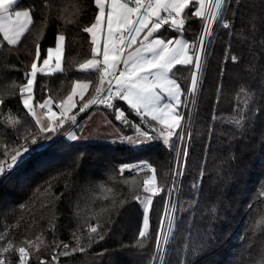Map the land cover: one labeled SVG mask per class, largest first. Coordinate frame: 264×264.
<instances>
[{"label": "trees", "instance_id": "16d2710c", "mask_svg": "<svg viewBox=\"0 0 264 264\" xmlns=\"http://www.w3.org/2000/svg\"><path fill=\"white\" fill-rule=\"evenodd\" d=\"M196 7L190 3L183 14V36L192 45L202 29V18L192 15ZM14 9H28L32 23L16 45H8L0 32V164L6 168L0 175V249L11 244L17 250L6 254L12 264L19 261L20 247L28 251L27 264H160L157 232L169 187L176 184L175 143L166 145L159 138L168 131L163 124L138 115L117 97L112 102L124 108L127 125L116 119L114 108L79 112L101 78L99 71L80 68L93 56L91 35L83 29L98 14L94 0H17ZM160 33L178 34L169 25ZM59 34L65 37L63 68L37 73L33 102L39 106L50 98L59 110L77 82L87 83L70 117L77 113L76 122H82L103 108L122 134L86 143H72L66 135L52 139L72 121L65 118L56 132L44 133L24 107L20 88L27 83L37 45L41 64ZM208 40L194 108L191 112V95L185 110V124L192 115L190 132L174 228L161 263L264 264V0H227ZM191 68L177 65L171 75L183 88L184 102ZM240 119L243 127L236 126ZM132 127L158 138L134 149L120 139L131 135ZM23 147L28 151L8 169L12 155ZM133 163L147 167L121 171ZM152 175L158 192L147 235L141 238V199ZM92 227L97 233H91ZM77 247L85 251L62 254Z\"/></svg>", "mask_w": 264, "mask_h": 264}, {"label": "snow or ice", "instance_id": "6c2138e0", "mask_svg": "<svg viewBox=\"0 0 264 264\" xmlns=\"http://www.w3.org/2000/svg\"><path fill=\"white\" fill-rule=\"evenodd\" d=\"M17 3V0H0V32L3 33V39L8 45H16L28 25L32 23L29 10L12 12L13 5ZM95 6L98 8L99 13L95 15V21L91 26L85 27L83 31L91 35V43L93 45L92 55L93 59L87 60L80 65L83 71H99L101 72L100 85L96 88V93L100 94L104 91L103 84L105 79L109 85L107 91L108 96L102 99L100 102L105 104V107L114 108L116 111V119L120 120L124 124H129L125 113L112 103H106L105 101H111L113 95L119 100L127 103L130 109L135 111L138 115L146 116L151 115L152 120L158 121L167 126V135L163 131L159 133V138L163 139V142L167 145L169 138L174 134L179 139L183 140L184 136L179 133H175V129L181 128V121L183 119L179 108L184 104V101L180 97L184 94L180 85L175 79L171 78L174 69L177 65L181 66H194L190 78V87L187 89L193 96L197 91L199 84L198 72L202 69L203 63L200 51L206 50V43L204 35L210 33L211 29L207 23L204 24V34L198 37V43L192 45V55H188L187 49L189 45L187 41L183 39H150L154 34L159 33L162 26L171 23L172 30L182 29L185 21L183 19H177L182 13L187 15L186 9H189L190 3L196 4L195 11L192 13L194 17L205 19V9L208 10V16L211 19H216L220 15V10L227 4V0H94ZM133 5V6H130ZM215 9V11H213ZM107 10V11H106ZM161 12L166 13L165 16H161ZM135 16V19H133ZM13 17L15 19L13 20ZM155 17V19H152ZM8 22V25H15L14 27L6 26L4 23ZM151 21V24H149ZM106 23V29H102L101 25ZM224 28H229V23L222 25ZM98 31L105 33V39L103 47L98 39ZM141 33H145L142 40L138 41ZM65 37L60 35L57 37L56 45V61L57 70L60 69V53L63 49V42ZM137 43L139 47L133 46ZM125 48L129 49L125 56ZM53 49H47L48 58L43 59V64L48 65L49 60L52 57ZM36 60L31 64L30 73H26L27 83L22 85L20 92L23 95L27 92L29 95L23 96V104L26 109L31 113L33 117L36 113L32 110L31 101L33 99L31 93L33 91L34 81L38 72H43L42 68H38L37 61L41 58L40 47L37 45ZM102 56V60L98 57ZM123 57V58H122ZM237 57L232 56L233 62L237 61ZM123 65V68L117 71L118 65ZM115 81L116 91H112V82ZM87 83L77 82L73 87L72 92L67 96L65 101L61 102V108L65 104L71 105V108H75L76 104L73 102L74 96L77 94L76 88L79 87L82 90H87ZM168 97L172 101L177 103L163 104L160 107L161 101ZM83 100V94L80 96ZM49 100H46L40 105L41 108H45L49 104ZM96 101L92 100L88 103H84L79 108L80 113L86 112L92 104ZM64 118L59 120L57 126L52 124L43 125L40 128L41 132H56L59 126L65 123V118L72 121H76L75 116L69 117L67 112H62ZM49 120H55L56 113L49 109ZM37 125H41L39 119L36 120ZM236 126L243 127V119L236 121ZM70 138L75 139L74 134H69ZM46 138V137H45ZM158 137L149 132H142L137 127V135L135 137H121V142L128 143L132 148H142ZM32 143H37L36 139L32 140ZM28 151L26 147L23 150H17L11 157V164L7 165L8 169H11L16 165L20 158ZM186 155V153H182ZM147 165H124L121 171L127 168H143ZM6 172V168L3 164H0V175ZM179 174V173H177ZM155 179L154 177L152 178ZM145 192L155 193V189L149 183L145 181ZM261 196H264V191L261 192ZM139 199V198H137ZM143 204V229L139 232V237L144 238L147 235L149 229V212L150 205L152 204V195H147L141 201ZM166 205V209H167ZM163 223V220H162ZM171 224V221H169ZM162 229L157 232V244L159 245V239ZM91 233H97V228L92 227ZM104 237H99L102 240ZM91 243V240H90ZM142 246V245H141ZM67 249V244L60 245ZM13 251L11 244L8 247L0 249V264H11L6 259V254H10ZM85 251L84 247L73 248L71 252L65 251L62 253L64 256H69L74 252ZM19 252V264H26L28 258V251L25 247H20ZM56 260V257H53ZM41 264H45L41 261Z\"/></svg>", "mask_w": 264, "mask_h": 264}, {"label": "rangeland", "instance_id": "374dc122", "mask_svg": "<svg viewBox=\"0 0 264 264\" xmlns=\"http://www.w3.org/2000/svg\"><path fill=\"white\" fill-rule=\"evenodd\" d=\"M218 19V18H217ZM216 19V20H217ZM211 33H212V31H210V33L208 34V36H207V39L205 40V38H204V40H205V42H206V46L208 45V38H209V36L211 35ZM204 53H205V50L204 51H200V56H201V59H202V63L204 62V57H205V55H204ZM38 64V63H37ZM39 65V64H38ZM39 68V67H38ZM192 69V68H191ZM31 71V70H30ZM30 73V72H29ZM201 74H202V70H200L199 71V74H198V78H199V80H200V76H201ZM199 84H198V86H197V91H196V93H195V95L193 96L191 93H189L188 91H187V96H186V99L188 98V100L190 99V96L192 95V101H191V112H192V110H193V108H194V104H195V101L196 100H194L195 99V96L197 95V93H198V90H199ZM190 87V86H189ZM76 92H77V94L74 96V98H73V102L77 105L78 103H77V101H76V99H77V97L79 98V96H81V93L82 94H84V92H83V90L81 89V88H79V87H77L76 88ZM113 92H115V90H113ZM27 95H29L27 92H25V94H24V96H27ZM31 95H32V97H33V91H32V93H31ZM46 100H49L50 102H49V104H48V106L47 107H45V108H41V110H42V112L44 111L45 113H46V115L48 116V114H49V109H51V111L52 112H55L56 113V118H55V121H57V119L61 116V118H64L63 116H62V112H67V115L70 117V112L72 111V108H71V105H68V104H65L64 106H63V109L60 107L59 108V110H57L56 108H55V106H54V103H53V101H52V99H50V98H47ZM46 100H44L41 104H43ZM190 101V100H189ZM188 101V102H189ZM187 105H188V103H187V100H186V102H185V105H184V111H183V113H182V115H183V119H182V121H181V124H182V127L181 128H177L176 129V131H175V133H179V134H182L183 136H184V139L183 140H181V139H179L178 138V136L177 135H173V136H171L170 138H169V140L170 141H172V143H173V145H174V143H175V163H176V161H177V164H176V166H175V168H174V171H173V174H174V178L176 179V184H174L172 187H169L170 189H171V191H170V194H168V200H167V202H166V204H167V209H165V211H164V215H163V223H162V226H161V229H162V232H161V234H160V239H159V245H157V251L158 250H160V249H162V255L160 256V259H161V261L159 262L160 264H162L161 262H162V260H163V257H164V253H165V245L170 241V239H171V231H172V229L174 228V222H175V209H176V199H177V194H178V191H179V189H178V187H179V179L181 180V176H182V170H183V166H184V162H185V159H184V156L185 155H182V153H185V151H186V147H187V140H188V136H189V132H190V122H191V113L189 114L190 115V119H189V121L185 124V117H186V115H185V110H186V108H187ZM31 106H32V110L33 111H35L36 109H35V106H34V104H33V99H32V101H31ZM93 113V112H92ZM91 113V114H92ZM91 114H89V115H91ZM88 115V116H89ZM87 116V117H88ZM87 117H85L84 118V120L85 119H87ZM83 120V121H84ZM83 121L82 122H74L75 124H76V127L75 128H71V134H74L75 135V137L76 136H78L80 133H81V131H83V129H84V123H83ZM52 122H53V120H52ZM66 122V121H65ZM70 124H72L73 125V122H71ZM68 125V124H67ZM71 125V126H72ZM134 125V124H133ZM65 126V124L62 126V127H64ZM116 126H118V125H116ZM185 126V127H184ZM118 128L120 129V131H121V128L118 126ZM140 129V131H142V132H148V130H146V129H144V128H142V127H140L139 128ZM131 130H133L134 132H132V134L131 135H129L128 137H135L136 135H137V132L135 131V128L134 127H132L131 128ZM59 132V131H58ZM121 133H122V131H121ZM58 133H56L55 135H57ZM106 134H103V135H101V136H99V137H101L102 138V136H105ZM166 135H167V132H166ZM66 136H67V138L73 143V142H79V143H84V142H87V141H85V140H80V141H75V139H72V138H70V135H67L66 134ZM53 139V138H52ZM133 165H139V163H133ZM15 166V165H14ZM177 173H179V174H177ZM176 176V177H175ZM155 178V176L154 175H152V176H150L149 178H148V181H149V183L152 185V187L155 189V193H157L158 192V188H157V186H156V184H154V182H155V179L153 180L152 178ZM147 195H152V199H153V196L155 195H153V193H147V194H145L143 197H142V199H141V201L143 200V198L145 197V196H147ZM141 205L143 206V204L141 203ZM152 205V204H151ZM151 205H150V208H151ZM169 221H171V224L169 223ZM143 229V228H142ZM148 231V230H147ZM164 231V232H163ZM157 256H158V253H157V255H156V257H155V259H157ZM154 262H155V260H154Z\"/></svg>", "mask_w": 264, "mask_h": 264}, {"label": "crops", "instance_id": "0c3cea01", "mask_svg": "<svg viewBox=\"0 0 264 264\" xmlns=\"http://www.w3.org/2000/svg\"><path fill=\"white\" fill-rule=\"evenodd\" d=\"M14 6L15 5H13V7L11 9V11L13 13L16 12V11H25V10H28V9H25V10H15L14 9ZM130 6H133V5H130ZM197 7H198V5H197ZM97 13H99V10H97ZM164 14H166V13L161 12V16H164ZM183 14L184 13H182L179 17H177V19H183ZM14 19H15V17H13V20ZM133 19H135V16H133ZM152 19H155V17H153ZM31 20H32V15H31ZM4 23L6 24V26H9V27H14L15 26V25H8V22L7 21H5ZM149 24H151V21H149ZM29 25H28V27H29ZM168 25L171 27V23H169ZM101 28L102 29H106V23L105 24H102L101 25ZM162 28H163V26H162ZM26 31L27 30H25V32L23 33V35L26 33ZM173 31H177L178 34H176L175 36H171L170 33H169L170 36L167 35V37H166V36H163L159 32V34L158 33L154 34L153 37H151L150 39L157 38V36L159 38H161V39H173V40H175V39H183V40L187 41V43L189 45V48L187 49V52H188V55L191 56L192 55V43H191V41H188L183 36V28L182 29L173 30ZM144 34L145 33H141L140 37L138 38V41L143 39ZM23 35L21 36V38L23 37ZM60 35H63V34H59L58 36H60ZM97 35H98L99 43H100L101 49H102L103 43H104V39H105V33L103 31H98ZM21 38H20V40H21ZM64 42H65V40H64ZM64 42H63V49H62V51L60 53V69L63 68V60H64L63 59V54H64V49H65ZM56 45H57V40H56ZM139 46H140V44L137 43L136 45L133 46V49L132 50H134L135 47H139ZM51 48L54 51L52 53L51 59L49 60V64L48 65H44L43 64V61H42L41 64L38 65V67L39 68H42L43 69V72H45V73H54L56 71H60V70H57L56 51H55L56 46L55 47H51ZM128 51H129V49L125 48V56H126V54H127ZM47 58H48V54H47V56L44 59H47ZM98 58L102 60V56H100ZM90 59H93V56ZM119 68L122 69L123 68V65L122 64L121 65H118L117 66V69H119ZM39 73H42V72H39ZM100 74H101V72H100ZM171 78L174 79L172 76H171ZM177 83H178V81H177ZM104 84H105V82H104ZM104 84H103V86H104ZM99 86H101V85L99 84ZM180 87L183 90V88H182L181 85H180ZM113 90L116 91L115 83L112 86V91ZM113 93H115V92H113ZM114 97H115V95H114ZM180 99L182 101H184L183 100V95L180 97ZM121 102L127 104L124 101H121ZM167 103H172L173 105H175L177 102L176 101H172L170 98H168V97L165 96L164 100L161 101L160 107H163V104H167ZM33 104H34L35 109H36L34 111L36 113V116L35 117H36V119H39L41 121V126L47 125V124H52V120H49L48 116L46 115V113L44 111L42 112L40 105L38 106L34 102H33ZM184 105H185V102L179 108V111H180L181 114L183 113L181 111V109H182V107H184ZM118 109L124 112V108L122 106H119ZM76 115H77V113L74 114L73 116H76ZM146 116L148 118L152 119L151 118V115H146ZM155 122L159 123L158 121H155ZM83 123H84V129H83V131H81V133L78 136H76L75 141L85 140V141L88 142L89 140L100 139L101 137H99V136H101L103 134H106V135L105 136H102V138L103 137H116L117 135L122 134L121 131H120V129L118 128V126H116V124L114 123V121L111 119V117H109V115L107 114L106 110L103 109V108L94 111L91 115H89L87 117V119H85L83 121ZM159 124L161 125L162 123H159ZM71 125L72 124H68V125H65L64 127L60 128L58 134L53 139L57 138L59 135H66V134L69 135L70 133H72L71 132V128L73 127V125L72 126ZM163 126L167 129V126L166 125L163 124ZM175 131H176V129H175ZM84 143H86V142H84Z\"/></svg>", "mask_w": 264, "mask_h": 264}, {"label": "built area", "instance_id": "2783aa9c", "mask_svg": "<svg viewBox=\"0 0 264 264\" xmlns=\"http://www.w3.org/2000/svg\"><path fill=\"white\" fill-rule=\"evenodd\" d=\"M213 11H215V9H213ZM221 11V10H220ZM166 14H164V16H165ZM218 18V17H217ZM216 18V19H217ZM216 19H211L209 16H208V10L207 9H205V19H202V29H201V33H200V35H199V37L202 35V34H204V24H205V22L207 21V23H208V25H209V27H210V29H211V31H212V29H213V27H214V23L216 22ZM207 36H208V34L207 35H204V38H205V40L207 39ZM206 43V42H205ZM199 54H200V52H199ZM193 67L194 66H192V71H193ZM120 70V68L119 69H117V71H119ZM192 73V72H191ZM198 74H199V72H198ZM190 78H191V76H190ZM115 83V81L113 80V82H112V86H113V84ZM189 86H190V80H189ZM108 87H109V85H108V83H107V79H105V84H104V86H103V88H104V91L103 92H101L100 94H97L96 93V91H95V93L92 95V97L90 98V100L89 101H92V100H95L96 102L94 103V104H92L91 105V107L89 108V109H91V108H96V107H105V104H103V103H101L100 101L102 100V99H104V98H106L107 96H108V91H107V89H108ZM113 97H114V95H113ZM187 100V103H188V98L186 99ZM88 101V102H89ZM106 103H112V104H114L113 102H112V99H111V101H105ZM107 108H110V107H107ZM176 164H177V161H176V163H175V165H174V168H175V166H176ZM166 249V248H165ZM12 264V263H11ZM17 264H19V261L17 262ZM26 264H27V261H26Z\"/></svg>", "mask_w": 264, "mask_h": 264}]
</instances>
